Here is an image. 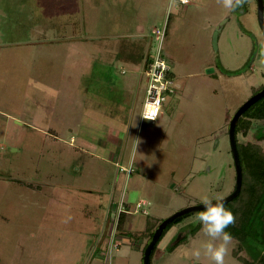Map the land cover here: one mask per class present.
Instances as JSON below:
<instances>
[{
  "label": "rangeland",
  "instance_id": "1",
  "mask_svg": "<svg viewBox=\"0 0 264 264\" xmlns=\"http://www.w3.org/2000/svg\"><path fill=\"white\" fill-rule=\"evenodd\" d=\"M168 14L175 91L150 121L143 57ZM262 86L256 0H0V264H143L154 220L234 190L229 122ZM261 135L264 119H247L236 139L264 149ZM121 201L125 234L114 229ZM201 210L166 232L150 264H209L185 255L205 239ZM229 248L226 264H245L234 250L258 253L234 238Z\"/></svg>",
  "mask_w": 264,
  "mask_h": 264
},
{
  "label": "trees",
  "instance_id": "2",
  "mask_svg": "<svg viewBox=\"0 0 264 264\" xmlns=\"http://www.w3.org/2000/svg\"><path fill=\"white\" fill-rule=\"evenodd\" d=\"M175 18L176 17L170 16V14H168L166 17L165 23L162 26L164 27V42L168 39L173 20ZM159 28L161 27L159 26ZM153 49L154 45L151 49H148L146 56L143 57V68L146 67L149 61L153 58ZM161 51L162 55L165 57L163 48ZM169 65L171 67L170 63ZM168 75V77L174 78L172 69L168 71ZM262 87L258 88L255 92L259 91ZM254 118L264 119V96L263 98H260L259 101H256L251 106H249L239 117L235 125V136H237V133L240 131L241 126L247 124V119ZM260 137L264 138V136L262 135ZM236 143L242 166V183L239 193L232 200L224 204V206L229 209L235 216V223L230 225L226 229V231L230 233L232 238H234L241 244V248H244L246 252L252 253L256 250L258 252L255 253V257L250 260L245 256L236 254V250H234L233 253L238 260L242 261L245 264H255L254 261L258 264H264V254L262 253L264 249V149L260 144L257 143H247L243 145L240 144L237 139ZM120 206L121 208H123V210L119 209L116 211L117 215L115 224L117 227H114V229L116 230L117 234H125L127 232L122 231V228H120V224L124 219V215L128 212L129 206L123 201L120 202L119 208ZM142 210L143 209H139V211L141 212ZM144 214H147V211ZM185 214H182L181 216L172 220L162 230L160 237L151 250L149 264L151 262V256L153 252L155 250H159L158 243L161 241L163 236ZM162 220L163 219L154 220L155 224L153 226L150 225L149 227H147V240L144 244L143 250L147 243L150 241L155 228ZM149 221L151 220L146 221V223H148ZM182 240H184L183 237H181L174 243V240H172V242L166 246V249L171 252Z\"/></svg>",
  "mask_w": 264,
  "mask_h": 264
},
{
  "label": "clouds",
  "instance_id": "3",
  "mask_svg": "<svg viewBox=\"0 0 264 264\" xmlns=\"http://www.w3.org/2000/svg\"><path fill=\"white\" fill-rule=\"evenodd\" d=\"M226 7H234L243 0H223ZM154 119V117H144ZM139 138H135V144L131 154V163L134 164L137 147L140 143ZM224 197L220 195H203L200 203L203 210L195 216V222L199 223L201 233L205 237L198 247L185 250V255L195 261H200L201 257L207 258L209 264H226L225 258L229 255L232 237L226 229L235 223L234 214L224 206Z\"/></svg>",
  "mask_w": 264,
  "mask_h": 264
},
{
  "label": "built area",
  "instance_id": "4",
  "mask_svg": "<svg viewBox=\"0 0 264 264\" xmlns=\"http://www.w3.org/2000/svg\"><path fill=\"white\" fill-rule=\"evenodd\" d=\"M181 3H186L187 0H180ZM157 41H155L153 49V58L149 61L148 65L143 68L145 76V98L141 110V119L144 117H154V119H146L154 121L159 117L162 103L165 101L166 96L169 93L175 91L174 78L168 77V71L171 67L167 59L162 55V42L164 27L156 28ZM144 201H138L135 204V212H138L140 206L143 205ZM119 209H122L121 206ZM146 213V210H142ZM113 246H117V242H113Z\"/></svg>",
  "mask_w": 264,
  "mask_h": 264
},
{
  "label": "water",
  "instance_id": "5",
  "mask_svg": "<svg viewBox=\"0 0 264 264\" xmlns=\"http://www.w3.org/2000/svg\"><path fill=\"white\" fill-rule=\"evenodd\" d=\"M257 1V17L259 20V23L261 25V28L264 32V19H263V0H256ZM222 23V22H221ZM217 38H218V30H215L213 33L212 41L213 45L216 48L217 44ZM264 96V87L260 89L259 91L255 92L250 98H248L233 114L232 118L229 122V128H228V136H229V143H230V150L232 153L233 163L235 167V187L232 192H230L227 196L224 197L223 203L232 200L240 191L241 183H242V166L240 162L239 152L237 149V143H236V136H235V125L239 117L242 115V113L253 103L258 101L260 98ZM197 209H203V205L195 204L191 206H187L183 209H180L176 211L175 213L171 214L170 216L164 218L155 228L153 235L150 239V241L147 243L143 250V257L142 261L143 264H149L150 259V253L151 250L158 240V238L161 235L162 230L166 227L168 223H170L175 218L181 216L182 214H185L187 212H191Z\"/></svg>",
  "mask_w": 264,
  "mask_h": 264
},
{
  "label": "crops",
  "instance_id": "6",
  "mask_svg": "<svg viewBox=\"0 0 264 264\" xmlns=\"http://www.w3.org/2000/svg\"><path fill=\"white\" fill-rule=\"evenodd\" d=\"M116 243V242H115ZM99 244V243H98ZM118 245V244H117ZM114 247H116V246H114ZM263 254H264V249H263V252H262Z\"/></svg>",
  "mask_w": 264,
  "mask_h": 264
},
{
  "label": "flooded vegetation",
  "instance_id": "7",
  "mask_svg": "<svg viewBox=\"0 0 264 264\" xmlns=\"http://www.w3.org/2000/svg\"><path fill=\"white\" fill-rule=\"evenodd\" d=\"M263 1H264V0H263ZM234 9H235V8H234ZM262 88H263V87H262ZM262 88H261V89H262Z\"/></svg>",
  "mask_w": 264,
  "mask_h": 264
}]
</instances>
